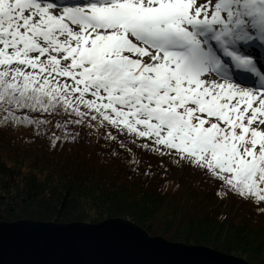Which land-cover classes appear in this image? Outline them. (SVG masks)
Masks as SVG:
<instances>
[{
    "label": "trees",
    "instance_id": "16d2710c",
    "mask_svg": "<svg viewBox=\"0 0 264 264\" xmlns=\"http://www.w3.org/2000/svg\"><path fill=\"white\" fill-rule=\"evenodd\" d=\"M8 37L0 32V222L122 218L264 264V173L183 149L152 119L105 102L96 81Z\"/></svg>",
    "mask_w": 264,
    "mask_h": 264
},
{
    "label": "rangeland",
    "instance_id": "374dc122",
    "mask_svg": "<svg viewBox=\"0 0 264 264\" xmlns=\"http://www.w3.org/2000/svg\"><path fill=\"white\" fill-rule=\"evenodd\" d=\"M33 1L54 7L57 14L51 16L31 7ZM134 1L145 5L146 9L136 11ZM207 1L211 8L200 23L202 29L209 24L221 34L227 31L232 36V28L238 36L253 34L251 27H259L258 18H264V9L257 8L255 0ZM162 2L174 5L177 0H133L126 5V11L132 17H150ZM93 3L90 0H0V32L45 53L52 63L63 66L62 73L67 70L78 79L89 80L87 83L96 81L104 87L100 92L101 97L107 99L105 102H112L127 113L141 115L143 123L152 119L153 125L159 124L157 132L164 130L163 137L170 141L174 138L183 149L195 148L198 155L208 151L213 158L228 155L225 165L233 172L249 164L242 169V172L248 171L249 178L254 177L255 170H258L257 175L264 173L261 163L264 161V122L256 108L264 102L262 98L239 96L234 87L220 86L207 80L206 76L201 81L195 77L183 78L171 72L163 60H152V55L142 58L138 52L142 46L152 48L154 52L157 49L150 43L144 44L142 34L129 31L130 28L121 32L123 39L117 41L110 26L113 8L96 11V17L102 20L92 22L83 7ZM245 18L249 20L245 22ZM91 25L93 28L88 29ZM172 25L175 28L183 26L178 18ZM261 25L259 32L264 29V19ZM78 31L80 35L85 33V38L100 33L106 37L98 49L88 46L86 49L89 50L83 51L74 46L79 38ZM87 33L90 35L86 36ZM189 35L192 38V34ZM126 36L130 43L136 42L137 47L123 43ZM183 38L188 40L186 36ZM211 63L206 62L211 76L222 78L212 72ZM223 79L240 87L228 78Z\"/></svg>",
    "mask_w": 264,
    "mask_h": 264
},
{
    "label": "water",
    "instance_id": "95a60500",
    "mask_svg": "<svg viewBox=\"0 0 264 264\" xmlns=\"http://www.w3.org/2000/svg\"><path fill=\"white\" fill-rule=\"evenodd\" d=\"M0 264H250L211 247L149 235L122 218L0 222Z\"/></svg>",
    "mask_w": 264,
    "mask_h": 264
},
{
    "label": "bare ground",
    "instance_id": "6f19581e",
    "mask_svg": "<svg viewBox=\"0 0 264 264\" xmlns=\"http://www.w3.org/2000/svg\"><path fill=\"white\" fill-rule=\"evenodd\" d=\"M43 2V0H37ZM83 1V0H81ZM87 1V0H84ZM94 3L92 5L84 6V12L93 21H101L100 17H96V11H102L106 9H111L114 12V17L110 20L111 29L114 30V36L117 41L121 40V32L135 31L139 36L142 34L141 39L144 44L150 43L154 49H157V52H154L152 48L146 47L145 45L141 47L138 51L142 58H146L152 55V60L157 62L163 60L168 66L171 72L175 75H178L183 78H193L201 79L206 76L207 80L216 82L220 86L226 88H235L236 94L239 96H245L248 98H257L260 97L264 100V93L257 91L253 88L248 87H235L230 82L223 78H228V62L225 57L221 54L224 49L229 55H236L239 57H248L251 60V69L252 73L257 75L262 82H264V76L259 74V59L263 58L264 55V38L260 33L254 34L253 36L248 33H243L238 39H235L233 36L229 39L225 36L218 35L221 33L219 29H211L208 33L207 30L200 27V23L204 18V15L211 8L207 0H177V3L174 5L167 4L162 2L155 10L152 16H140L137 15L132 17L126 11V5H128L133 0H90ZM110 2L114 4L110 5ZM137 3L136 1H134ZM185 4V7L181 4ZM178 5V6H177ZM30 6L38 9L41 12H47L51 16L56 15V9L49 5L38 3L33 1L30 3ZM177 6V7H175ZM136 11L146 9L145 5L136 4L134 5ZM196 12V13H195ZM169 14H173V20L170 22L167 19ZM194 14L196 16H194ZM159 16H163V21L158 20ZM179 19V23L182 24V27H176L172 25V22L175 19ZM55 21V20H54ZM259 28L262 27L261 23L263 22V17L258 19ZM131 24V25H130ZM148 25H150L148 27ZM130 26V27H128ZM93 28V25L87 26ZM87 31V28H85ZM169 32V33H168ZM192 34L190 41H185L183 39L184 33ZM141 33V34H140ZM216 34L219 37L217 40L212 39L211 34ZM81 32H76V35L79 37L74 42V46L77 49L82 48L83 51L89 50L86 49L88 46L94 48H99L102 41H104L106 35L104 33L100 34H91L87 33L85 38V33L80 35ZM123 39V38H122ZM224 42V47L220 45V41ZM256 42L254 47L258 50L255 51L254 55H251V51H247L249 44ZM123 43L128 45H133L137 47V43H130L128 37L124 38ZM179 46L185 47L188 46L191 50L190 58L184 60L179 58L177 54L171 52V49L177 48ZM264 60V59H263ZM207 61H211V67L214 62H217L222 65L224 71L221 73V77L216 79L211 76V71L206 64ZM212 69V68H211ZM203 83L199 87H203ZM192 87V86H191ZM258 110V115L261 117V120L264 122V102L262 104L256 105Z\"/></svg>",
    "mask_w": 264,
    "mask_h": 264
}]
</instances>
